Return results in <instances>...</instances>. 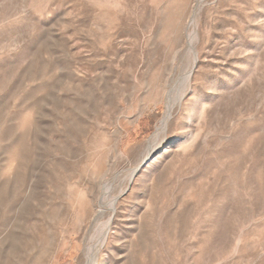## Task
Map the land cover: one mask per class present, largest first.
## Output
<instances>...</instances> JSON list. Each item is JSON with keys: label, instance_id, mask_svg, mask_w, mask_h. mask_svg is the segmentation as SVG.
<instances>
[{"label": "rangeland", "instance_id": "374dc122", "mask_svg": "<svg viewBox=\"0 0 264 264\" xmlns=\"http://www.w3.org/2000/svg\"><path fill=\"white\" fill-rule=\"evenodd\" d=\"M95 252L264 264V0H0V264Z\"/></svg>", "mask_w": 264, "mask_h": 264}, {"label": "bare ground", "instance_id": "6f19581e", "mask_svg": "<svg viewBox=\"0 0 264 264\" xmlns=\"http://www.w3.org/2000/svg\"><path fill=\"white\" fill-rule=\"evenodd\" d=\"M193 57L195 58V54L193 55ZM194 61V60H193ZM193 64V63H192ZM194 65V64H193ZM190 70V69H189ZM191 71V70H190ZM190 71L187 73V75L190 73ZM192 73V72H191ZM185 78V77H184ZM190 78V77H189ZM184 81H185V79H184ZM191 83V82H190ZM182 86V85H181ZM179 89H181V88H179ZM192 90V88H191V86H190V84H189V82H187V83H185V85L183 86V88H182V90L180 91V93H179V90H178V95L176 96V103H180V101L182 100V98L184 97V95L185 94H187V93H189L190 91ZM174 104H175V102H174ZM170 107H171V105H170ZM167 113H170V111L168 110V112ZM171 114V113H170ZM167 115H169V114H167ZM167 117V116H166ZM169 117H170V115H169ZM163 120V119H162ZM166 120H168V119H166ZM163 122V121H162ZM167 124V123H166ZM162 125V124H161ZM163 127H164V124L161 126V127H158V131L154 134V135H152L150 138H149V141L151 142H153V143H157V141H159V142H162V140L164 139L163 137H161L162 136V132L161 131H159V130H163ZM160 133H161V135H160ZM156 145V144H155ZM154 145V146H155ZM154 146L153 147H151L149 150H148V152H147V154H146V156H144V158H142L141 159V162L142 161H144L145 159H148V158H150L151 156H150V154H151V152L153 151V148H154ZM137 169H138V166H135V167H133L132 168V171H131V173H130V175H129V180H128V182L126 183V186H125V189L126 188H129L130 187V185H131V183H132V181H133V178H134V175H135V173H136V171H137ZM116 199V198H115ZM114 201V200H113ZM112 202V201H111ZM110 220H111V218L108 220V224L107 225H105V227L104 228H102V230H103V235H101L100 234V236H102L101 237V242H100V247L102 248L103 247V244H104V242H105V239H106V236L108 235V231H109V228H108V226H109V223H110ZM100 233H101V231H100ZM98 235V234H97ZM99 236V235H98ZM97 236V237H98ZM96 247V246H95ZM96 251H97V249H95ZM94 250V251H95ZM93 251V252H94ZM96 253V252H95ZM98 253V252H97ZM97 253L95 254V258H94V256H93V258H94V263L93 264H96V256H97ZM93 255H94V253H93ZM91 258H92V256H91ZM93 258H92V260H93ZM98 258V257H97ZM93 262V261H92Z\"/></svg>", "mask_w": 264, "mask_h": 264}]
</instances>
